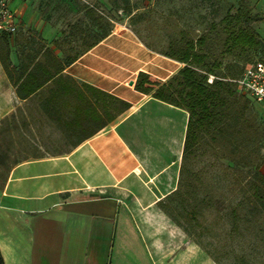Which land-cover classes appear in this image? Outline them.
<instances>
[{
    "label": "crops",
    "instance_id": "crops-1",
    "mask_svg": "<svg viewBox=\"0 0 264 264\" xmlns=\"http://www.w3.org/2000/svg\"><path fill=\"white\" fill-rule=\"evenodd\" d=\"M11 5L16 6L17 21L16 32L8 34L12 64L16 66L20 51L27 50L18 32L31 28L61 57L52 42L59 35L60 15L46 21L29 15L16 1ZM83 46L88 48L66 65L63 74L79 85L124 99L130 107L67 151L36 158L31 175L26 174V164L17 166V196L36 204L28 209L31 218L22 223L32 256L19 252L16 264H216L195 242L186 240L159 204L176 188L188 112L135 89L139 72L166 82L184 63L121 23L104 37L96 32ZM84 92L96 101V96ZM40 97L19 98L0 63V113L41 106ZM35 98V104L26 103ZM152 169L160 170L154 180L149 175ZM145 174L152 183L143 179ZM31 179L29 195L21 187ZM20 232L17 228V241L0 244L5 264L9 263L4 250L21 249ZM135 245L137 253L130 249ZM10 261L14 264L13 257Z\"/></svg>",
    "mask_w": 264,
    "mask_h": 264
},
{
    "label": "rangeland",
    "instance_id": "rangeland-1",
    "mask_svg": "<svg viewBox=\"0 0 264 264\" xmlns=\"http://www.w3.org/2000/svg\"><path fill=\"white\" fill-rule=\"evenodd\" d=\"M0 1L11 7L16 1L29 15L35 13L46 21L59 14L57 39L65 54L81 51L83 42L92 41L100 32L95 17L105 29L126 24L159 50L179 54L192 43L193 50L203 55L205 66L213 70L207 76L208 83L213 78L229 80L252 61H264V0ZM241 28L256 32L260 45H233L231 36ZM18 37L25 49L43 40L34 28L18 32ZM234 92L226 93L224 104L219 105L226 106L225 115H221L224 129L213 126L202 131L190 153L183 159L181 155L175 188L181 197L170 199L166 195L162 199L171 203L170 214L186 240L195 242L216 264H264V206L254 198L252 187L257 171H264V107L240 91ZM36 102L35 98L26 103ZM71 140L40 106H20L8 114L0 113V244L7 239L17 241V228L22 231L21 249L4 250L9 264L11 257L17 263L19 252L32 256L22 223L31 218L28 209L36 204L17 196L16 168L26 164V174L31 175L36 158L67 151ZM159 173L152 169L149 175L154 180ZM145 175L143 179L152 183ZM32 181L24 182V193L31 194ZM189 210L195 212L196 220L186 215ZM130 249L137 253L136 245Z\"/></svg>",
    "mask_w": 264,
    "mask_h": 264
},
{
    "label": "trees",
    "instance_id": "trees-1",
    "mask_svg": "<svg viewBox=\"0 0 264 264\" xmlns=\"http://www.w3.org/2000/svg\"><path fill=\"white\" fill-rule=\"evenodd\" d=\"M94 21L98 23L100 29L99 37L106 36L110 29H105L99 18L94 17ZM52 42L61 50V57L44 43L39 42L35 47L21 50L18 64L15 66L10 60L8 34L0 32V63L15 87L17 96L26 99L32 95H41L39 103L42 112L72 139L73 145H77L127 110L130 103L87 84L79 85L69 75L63 74L66 65L74 61L79 52L86 50L88 46H84L81 51L74 54H65L59 47L58 39ZM28 43L32 44L31 41ZM231 43L254 48L260 45V40L256 32L241 28L232 34ZM161 53L183 62V67L166 82H161L145 72H139L135 89L142 93H151L153 97L188 112L182 150L183 159L196 145L202 131L213 126L224 129L221 121L226 106L219 105L224 104L227 94L235 93L234 89L238 90L233 82L223 78H213L212 82H207V76L213 74V70L205 66L203 55L193 50L192 43L187 44L179 54L175 51L163 50ZM241 71L242 69L237 76ZM235 77L236 75L230 78ZM84 90H87L91 96H96V101L93 102ZM245 97L251 101L246 95ZM256 177L257 180L252 182L253 196L264 206V171H257ZM173 195L181 197L182 193L176 189L167 196L173 199ZM159 202L160 207L174 220L169 211L171 203L163 199ZM194 213L193 210H189L186 215L196 220ZM0 264H5L1 250Z\"/></svg>",
    "mask_w": 264,
    "mask_h": 264
},
{
    "label": "built area",
    "instance_id": "built-area-1",
    "mask_svg": "<svg viewBox=\"0 0 264 264\" xmlns=\"http://www.w3.org/2000/svg\"><path fill=\"white\" fill-rule=\"evenodd\" d=\"M17 30L15 12L4 1H0V32L13 34ZM238 91L256 104L264 107V61L254 60L247 64L235 78H229Z\"/></svg>",
    "mask_w": 264,
    "mask_h": 264
}]
</instances>
